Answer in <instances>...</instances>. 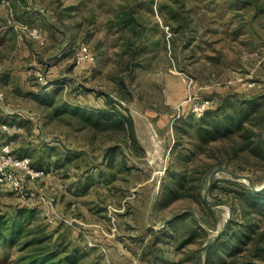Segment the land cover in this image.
Segmentation results:
<instances>
[{
  "label": "rangeland",
  "instance_id": "rangeland-1",
  "mask_svg": "<svg viewBox=\"0 0 264 264\" xmlns=\"http://www.w3.org/2000/svg\"><path fill=\"white\" fill-rule=\"evenodd\" d=\"M185 1L193 21L181 32L160 10L171 0H154L152 11L147 0H0V126H18L0 130V145L45 169L41 179L18 174L52 203L0 186V215L31 217L23 239L44 237L78 264H196L223 226L227 210L208 212L196 196L201 163L212 160L198 149L192 106L213 98L209 110L230 112L241 94L258 97L256 114L264 113V0ZM138 2L144 28L133 34L113 15ZM81 45L93 61L77 63ZM126 117L135 142L127 121L117 124ZM260 163L237 172L259 187ZM187 168L194 181L183 190ZM216 179L210 198L224 199L233 178ZM256 204L249 216L263 225L264 202ZM18 254L0 240V264H24Z\"/></svg>",
  "mask_w": 264,
  "mask_h": 264
},
{
  "label": "trees",
  "instance_id": "trees-1",
  "mask_svg": "<svg viewBox=\"0 0 264 264\" xmlns=\"http://www.w3.org/2000/svg\"><path fill=\"white\" fill-rule=\"evenodd\" d=\"M153 2L154 0L146 2L150 11H152ZM171 2V5L161 3L160 10L168 11L163 14L164 17L167 15V19L176 24L173 29L182 32L193 21L189 17L190 9H187L185 0H171ZM141 10L139 2L134 5H122L114 12L113 21L134 34L139 26L144 28ZM257 98L247 99L240 94V108L235 107L229 112L224 107H217L214 110H207L201 118L194 121L193 126L196 128L199 140L198 149L212 160L210 163H201V175L196 179L198 181L196 188L198 203L208 212L213 213L214 209L204 202L202 194L208 177L214 170L211 171L213 167L215 169L226 168L238 173V170H257L262 166L260 160H264V113L256 114ZM125 121L127 124L124 123V129L135 142L132 119L126 117V120L120 119L117 124ZM221 139L226 142L220 144ZM241 155L253 156L255 162L252 160L243 163L240 161ZM185 158L189 160L188 155ZM32 165L34 166V164ZM189 168L178 179L179 187L183 190L186 189L187 184L194 181L188 177ZM226 183L225 187H221L225 198L215 201L224 203L228 201L232 210V218L219 240L205 252L204 264H215L214 253L219 255L224 264H226L227 258H229L228 264H259L258 262L264 261V224L261 225L258 219L250 218L249 215L251 209L257 206V201L264 202V189L253 192L246 183L234 179H228ZM217 184L216 179L210 194L216 189ZM235 186L237 187L234 188ZM30 219L31 217L27 214H11L7 217L0 215V240L3 243L19 245L18 259L22 263L78 264L79 259L73 254V251L63 255L61 246L46 243L44 237L31 233L30 238H27L26 235L23 239L22 232L24 228L26 229ZM235 258H238L237 261Z\"/></svg>",
  "mask_w": 264,
  "mask_h": 264
},
{
  "label": "built area",
  "instance_id": "built-area-1",
  "mask_svg": "<svg viewBox=\"0 0 264 264\" xmlns=\"http://www.w3.org/2000/svg\"><path fill=\"white\" fill-rule=\"evenodd\" d=\"M75 59L78 64L93 61L94 57L91 50L86 45H81L76 54ZM43 78L40 76V80ZM5 96L3 91L0 90V102L4 100ZM215 105V99L207 98L199 101H195L192 106V112L195 117H202L207 110L213 108ZM17 124L6 122L0 126L2 132L9 131L17 128ZM19 172L28 175L31 179H41L46 173L44 168H37L32 165L30 158L16 156L8 143L0 145V186L7 185L12 188L15 194L21 199L25 200L32 196H35L41 203L52 205L48 196L42 193L35 194L29 192ZM62 222H69L66 218L61 217Z\"/></svg>",
  "mask_w": 264,
  "mask_h": 264
},
{
  "label": "water",
  "instance_id": "water-1",
  "mask_svg": "<svg viewBox=\"0 0 264 264\" xmlns=\"http://www.w3.org/2000/svg\"><path fill=\"white\" fill-rule=\"evenodd\" d=\"M263 142H264V130H263ZM219 174H225L235 180L246 183L253 192H259L262 189H264V183L261 186L257 187L255 186L252 179L248 175L235 173L226 168H216L210 173L208 180H207L206 187L202 194L203 200L212 209H226L227 218L225 219L223 226L213 234V237H211L208 241H206L204 244H202L199 247L198 256H197V264H204L205 252L219 240L220 236L226 231L230 223V220L232 218V210H231V207L227 203L218 202L210 198V190Z\"/></svg>",
  "mask_w": 264,
  "mask_h": 264
}]
</instances>
